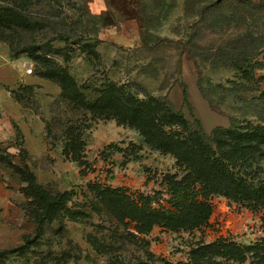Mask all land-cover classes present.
Segmentation results:
<instances>
[{
    "label": "rangeland",
    "instance_id": "1",
    "mask_svg": "<svg viewBox=\"0 0 264 264\" xmlns=\"http://www.w3.org/2000/svg\"><path fill=\"white\" fill-rule=\"evenodd\" d=\"M207 3L0 0L20 5L29 21L12 36L0 35V41L14 58H22L19 64L33 67L12 90L22 112L0 138L7 160L19 170L0 164L5 196L0 198V264H166L186 261L199 241L247 246L263 239L264 209L223 195L211 197L207 225L181 233L156 225L142 235L137 221L109 212L99 194L102 187L119 188L135 199L148 197L153 209H168L172 193L166 177L187 171L173 154L149 146L138 128L116 117L93 116L87 102L110 86L118 94L117 106L129 96L155 98L182 111L189 127L169 116L163 122L164 130L181 136L264 127V53L248 54L255 66L250 81L241 72L245 49L235 43L250 30L264 36L262 2L251 0L255 9L248 8L244 25L225 20L222 28L198 13ZM36 55L51 66H42ZM61 69L73 79L77 99L70 86L47 72ZM184 87L190 104H184ZM248 165L245 176L264 182V147ZM27 177L50 195L66 193L65 208L54 218L36 221L39 206L25 190ZM223 262L255 264L251 255L240 263Z\"/></svg>",
    "mask_w": 264,
    "mask_h": 264
},
{
    "label": "trees",
    "instance_id": "2",
    "mask_svg": "<svg viewBox=\"0 0 264 264\" xmlns=\"http://www.w3.org/2000/svg\"><path fill=\"white\" fill-rule=\"evenodd\" d=\"M198 1L208 2L201 6L198 13L203 19L213 21L211 26L215 28L224 27L225 20L244 25L249 17L248 8H253L250 5L251 0ZM261 2L264 9V0ZM250 16L253 18V15ZM28 22L20 5L17 7L0 4V35L4 38L12 36V32L24 28ZM235 43L245 49V52H240L243 56L242 74L248 80H254L252 74L254 60L248 54L256 52V56L264 53V49L260 50L264 45V36L255 35L254 31L250 30L236 39ZM10 44L12 45L11 42ZM12 49L17 50L13 45ZM221 55L223 57L227 53L221 51ZM35 58L42 62V66H51L47 58L40 55H36ZM47 72L62 82L66 88L70 86L69 89L74 92V98L77 99V91H73L72 86L74 81L63 69ZM117 97L118 94L110 86L95 100L88 101L87 108L93 116L116 117L120 122L138 128L149 146L173 154L178 164L184 166L187 171L180 178L175 175L166 177L172 193L171 208L168 209L149 207L148 197L141 196L142 200H139L123 189L102 187L99 194L109 212H113L122 220L130 218L137 221L138 233L149 235L156 225L172 233L191 232L207 225L213 212V205L210 202L213 195H223L252 210L264 209V182L256 184L245 176L246 168L256 151L264 147L263 126L245 131L234 127L217 128L211 135L205 134L204 131H192L187 136H181L164 130L163 122L169 116L183 126L189 127L190 121L184 117L182 111L173 110L155 98L140 100L128 96L117 106L115 102ZM183 101L184 104H190L186 87L183 88ZM198 125L201 126L200 123ZM7 159L0 142V163H9L12 168L19 171L18 166ZM26 181L27 194L34 196L39 206L35 213L38 223L54 218L56 212L65 208L66 193L53 196L37 186L31 177H27ZM248 255H251L255 264H264V237L247 246L224 239L210 243L199 241L190 248L186 261L166 264H223V260L240 263Z\"/></svg>",
    "mask_w": 264,
    "mask_h": 264
},
{
    "label": "crops",
    "instance_id": "3",
    "mask_svg": "<svg viewBox=\"0 0 264 264\" xmlns=\"http://www.w3.org/2000/svg\"><path fill=\"white\" fill-rule=\"evenodd\" d=\"M22 58L13 57L7 46L0 41V138L6 136V131L12 130V118L21 114L22 110L19 103L13 98L12 90L16 87L18 80H23L25 61L19 64ZM21 67V69H20ZM29 76V75H28ZM26 76H24L25 78ZM1 164V163H0ZM1 167V165H0ZM4 168H0V172ZM0 187V193H1ZM0 198L5 196L0 194Z\"/></svg>",
    "mask_w": 264,
    "mask_h": 264
},
{
    "label": "built area",
    "instance_id": "4",
    "mask_svg": "<svg viewBox=\"0 0 264 264\" xmlns=\"http://www.w3.org/2000/svg\"><path fill=\"white\" fill-rule=\"evenodd\" d=\"M33 74V67L32 65L25 64V73L24 76L26 75H32Z\"/></svg>",
    "mask_w": 264,
    "mask_h": 264
}]
</instances>
